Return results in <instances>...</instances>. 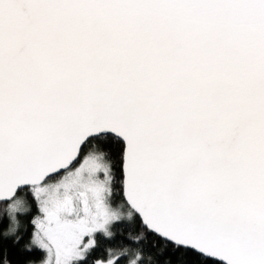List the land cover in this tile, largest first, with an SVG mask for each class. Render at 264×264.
Here are the masks:
<instances>
[{
	"label": "snow or ice",
	"instance_id": "obj_1",
	"mask_svg": "<svg viewBox=\"0 0 264 264\" xmlns=\"http://www.w3.org/2000/svg\"><path fill=\"white\" fill-rule=\"evenodd\" d=\"M0 206V264H264V0H0Z\"/></svg>",
	"mask_w": 264,
	"mask_h": 264
},
{
	"label": "trees",
	"instance_id": "obj_2",
	"mask_svg": "<svg viewBox=\"0 0 264 264\" xmlns=\"http://www.w3.org/2000/svg\"><path fill=\"white\" fill-rule=\"evenodd\" d=\"M20 196L21 197H24L25 196V193L24 192H21L20 193ZM117 200H118V194H117ZM0 208H2V206H0ZM26 218L25 217H21V221L23 222ZM122 228H123V225L122 224H118L115 228H114V231H116V238L114 241H112V245H117L119 243L122 242L123 239H129V237L133 234H135L134 232H132L131 230L128 231V232H122ZM99 238V237H98ZM101 239V243H102V246H107V243L108 242H105L103 241L102 238H99ZM136 241L134 240H131L129 244H126L125 247L126 248H130L131 251L135 252L137 250V247H133V245H136ZM123 264V262H122Z\"/></svg>",
	"mask_w": 264,
	"mask_h": 264
}]
</instances>
